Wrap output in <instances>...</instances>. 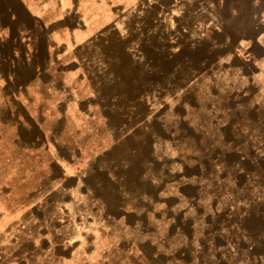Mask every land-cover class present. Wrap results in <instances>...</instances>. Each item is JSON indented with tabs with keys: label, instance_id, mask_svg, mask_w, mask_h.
Listing matches in <instances>:
<instances>
[{
	"label": "rangeland",
	"instance_id": "obj_1",
	"mask_svg": "<svg viewBox=\"0 0 264 264\" xmlns=\"http://www.w3.org/2000/svg\"><path fill=\"white\" fill-rule=\"evenodd\" d=\"M29 2L0 0V264H264V0Z\"/></svg>",
	"mask_w": 264,
	"mask_h": 264
},
{
	"label": "crops",
	"instance_id": "obj_2",
	"mask_svg": "<svg viewBox=\"0 0 264 264\" xmlns=\"http://www.w3.org/2000/svg\"><path fill=\"white\" fill-rule=\"evenodd\" d=\"M17 1L19 2V4H21L20 7L23 8V11L25 13L30 14L31 9H30L29 0H17ZM47 1H50V0H47ZM54 1H56V0H54ZM43 4H44V2H43ZM66 13H67L66 11L62 12V14H64L63 19L66 18ZM58 22H59L58 24L60 25L61 24V20H59ZM62 22L65 23V20L62 21ZM41 23L42 22L38 21L36 24H41ZM36 24H35V22L33 23L34 26H36ZM29 27H32L31 29L34 28L33 26H29ZM29 27L25 26L24 29H26V31H28ZM63 27H65V26H63ZM47 28L50 30L52 27H51V25H48ZM259 29H260V31L257 34L256 40H255V42H253V46H256V49L258 50V53H255L251 49L248 52H249V54L252 57L251 61L254 60V62L256 61L258 64H260L263 67L262 73H264V20L260 24ZM19 40H22V39H19Z\"/></svg>",
	"mask_w": 264,
	"mask_h": 264
},
{
	"label": "water",
	"instance_id": "obj_3",
	"mask_svg": "<svg viewBox=\"0 0 264 264\" xmlns=\"http://www.w3.org/2000/svg\"><path fill=\"white\" fill-rule=\"evenodd\" d=\"M159 153H161L160 151H157V155H160Z\"/></svg>",
	"mask_w": 264,
	"mask_h": 264
}]
</instances>
